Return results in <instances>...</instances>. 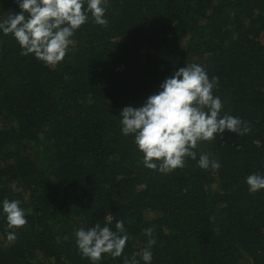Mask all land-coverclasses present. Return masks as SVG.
<instances>
[{"label": "trees", "instance_id": "1", "mask_svg": "<svg viewBox=\"0 0 264 264\" xmlns=\"http://www.w3.org/2000/svg\"><path fill=\"white\" fill-rule=\"evenodd\" d=\"M0 264H264V0H0Z\"/></svg>", "mask_w": 264, "mask_h": 264}]
</instances>
